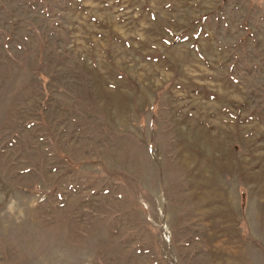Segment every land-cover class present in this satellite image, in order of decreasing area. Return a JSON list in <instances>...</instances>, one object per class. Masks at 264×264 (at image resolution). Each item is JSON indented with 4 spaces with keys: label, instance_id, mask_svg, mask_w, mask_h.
<instances>
[{
    "label": "rangeland",
    "instance_id": "1",
    "mask_svg": "<svg viewBox=\"0 0 264 264\" xmlns=\"http://www.w3.org/2000/svg\"><path fill=\"white\" fill-rule=\"evenodd\" d=\"M0 264H264V0H0Z\"/></svg>",
    "mask_w": 264,
    "mask_h": 264
}]
</instances>
